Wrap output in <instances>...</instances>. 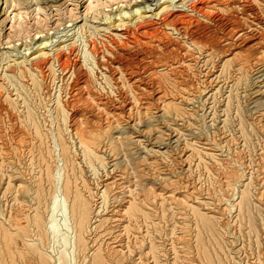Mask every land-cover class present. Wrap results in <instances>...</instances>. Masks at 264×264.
I'll return each mask as SVG.
<instances>
[{
	"label": "bare ground",
	"instance_id": "1",
	"mask_svg": "<svg viewBox=\"0 0 264 264\" xmlns=\"http://www.w3.org/2000/svg\"><path fill=\"white\" fill-rule=\"evenodd\" d=\"M109 1L110 0H88V4L86 7L87 10L92 12V18H94V19L98 18L99 14L104 15L103 18L106 20V22H105L106 25H100L99 23L94 24V23L86 21V18H85L83 20V22L80 23L79 25H77L76 29L73 31V33L76 32V33H78V35L82 36L85 40V45H88V47L84 46V48H83V53H84L83 62L72 61V59L70 58V53L75 52L74 48L71 47L72 45H69L70 42H66L64 44L63 43L64 41H61L62 44L58 45L57 47H55L53 49H49L53 52V55L50 56L49 54H47L48 50L45 51V49H44L47 47L46 43L48 42V40L43 41L44 37H42L40 39L39 43L35 46V49L33 50V52H30V55H31L30 56V62H28L29 64L27 65V68H29V69L31 67L41 68V67L48 65V64L51 65L52 60H56V62L60 66V69L64 70L66 72V75L69 79V83L67 84V87H69V94H67L69 99H66V100H67V105L70 106V112L67 113L68 117H66V118H68L69 120L67 122L68 123L67 127H65L64 129H67L69 131V134L71 135L70 138H72V139L69 141L68 140L69 137L67 139L65 138L69 134L67 136L65 134V137H64V135L61 133V130L56 129V131H58L57 141H56L57 142L56 143L57 144V151H58L57 156H59L60 160H62L63 166H62V168L56 170L55 174L52 173V171L50 170V167L48 165L49 163L46 162V161H48L46 159L47 157H45V154H47V153H45V151H46L45 146L41 142V139H40V141L38 140L39 141L38 143L36 142V145L33 144L34 148L36 150V151L35 150L34 151L38 153L37 156L40 155L42 157V159L44 160V162L47 164L45 166V171H43V172H45V177H44L45 178V184H44V186H42V183L39 182V184H37L33 188L32 192L34 194V198H37V200L42 201V203H43V210L45 209V211H46V217L45 218H47V221L45 222L46 228H47V231H49L53 237H55L58 233V223L55 219V216L57 215V212L61 210L60 209V208H62L61 205H64L65 207L67 206V217L69 220L67 221L66 220L67 218H65V219L63 218V219L65 220L67 226H69L71 229L70 230L71 236L70 237L68 236L70 239V242L68 241L70 243V247H69L70 249L67 250V251H69L67 253H69V255H70L69 259L71 261H67V260L65 261L63 259L62 255H60V254L56 255L57 253L55 254L57 257L53 261H51L50 258H48L47 254L42 253V249L44 248V245L42 247L43 240H41L40 237L38 239H37V237L30 239V237L32 236L31 235L32 232H30L31 233L30 237H26L25 236L26 234L25 235L23 233L19 234L17 232V230L20 232H21V230H23L22 232H24L26 228L32 226V225L26 226L27 223L30 222V220H31V217L29 218L28 214H27V210L29 211V209H26V207L20 206L17 213H16L17 218L14 219V217H16V216H14V217L12 216L13 219L12 218L10 219V217H9L10 215L8 214L9 216H6V215L5 216L9 217L10 221H9V219L7 220V218H6V220L8 222L0 219V264H163L159 260V252H160L159 250L161 247L158 248V245L156 244L155 240H153V238L151 236L152 232H150V230H147V233L145 232L146 236H143L145 234H142V236L139 238V240L133 241L135 243L133 245L130 243H128L129 245L128 244L126 245V243H127V241H126V243H125L126 247L122 246L120 244L112 243L115 241V240L112 241L113 238L111 241L108 240L107 242L106 241L103 242L104 240H101L100 238H98V236H96V234H97L96 230H95L96 227H98L100 225V223H102L106 219V216L102 214L103 213L102 210L107 208V205L110 206L109 205L110 202L113 203L114 201L116 202V200H119L120 205L125 207V210L127 212L126 214L128 215V217L130 219H132L134 221H139V222L145 223V226H147V227L152 226L153 227L152 229H156V227H157L155 222H154V219L156 218L155 214H157L155 212L154 207L157 205V201L159 200V197H160V201H158L159 206L157 205L158 206L157 208L161 209V210L160 209L159 210L162 212H160V211L159 212L161 214H163L164 217H165V215L168 216L169 214H171V212L169 211L170 208L168 207L169 205L166 202L168 200V201L174 203L177 206L176 208L180 209L179 210L180 213H188V211H189V213L192 214L191 216L193 218H195L194 221L197 220L198 223H200V225L205 230L207 229L211 232V235H212V233H215V231H216L217 224L219 223V220L217 219V217L213 214L210 215L204 211L202 212L201 210H199L200 208H197L198 204H203L207 208L208 202L201 203V201H199V199L194 200V198H190L189 196H187L189 192L190 193L193 192V193L197 194V192L195 191L196 187L194 189L193 186H189L190 182L187 180H184V181L169 180L168 178H166V176H163L162 178L160 177V181L162 183V185H160L161 187H159L157 185L158 187L153 186V188H151L150 184L147 185V181L150 178L149 174L146 173V171H144L143 167L140 168L143 164L138 168L139 162H141L143 159V157H142V159L138 158V156H139L138 154H139V152L143 151L146 153V155H150L153 157H155V156L159 157V155H163L165 153V150L160 148L161 147L160 145L162 143H164V141H166V140L177 139V137H178V131H176L177 127L174 128L173 126H174L175 122H177L178 120H179V122H181L180 120H182V118H183L184 111H183V107L181 105L189 103L193 98H195L198 95V93L200 95V93L203 92L204 94L208 95L209 97H214L217 93H220V90L222 89V88L220 89L221 83H223V84L229 83V84H231V86L232 85L236 86L237 87L236 90H238L241 87V89H239V90H243L242 91L243 94H246L244 92L250 89L251 90L250 92H252V94L257 96L256 98L262 99V97L264 95V88H263V84H262L263 80L259 81L257 78L259 76L264 75V0H254V1H256V4L258 3V1L262 2L263 7L260 6V8L258 7V5L255 7V3H254V5H252L251 2H254L252 0H163L160 4H158L157 11H155V12H154V9H151L149 7V3H146V1L144 0V1H142L141 5H140V3H137L138 5L136 7H131V9L123 10L122 7H119L111 15L107 12V10H105V7L109 5V3H108ZM186 2H188V3H186ZM4 3H5V5L3 7V10H5L7 12H9V8L14 7L11 9L12 11H10L6 15V17L3 18L4 20L7 17L10 18L11 24L9 27L12 30H16V31H13L14 34H16L15 32H20L23 29V25L26 22V17H28V15L30 13L32 14L34 12V14H35L34 16H36L39 11H42L44 9L40 4V0H4ZM236 6L239 8H236ZM15 7H17V10L15 9ZM29 7H31L30 11L25 9V8H29ZM147 16H150V18L145 19L144 17H147ZM35 21L38 22V19H36ZM75 26H76V24H75ZM110 27H112L116 31L112 32V33L109 32L107 34V36H105V38H104L106 41L104 39L99 40V42H102L103 45L105 46L104 50L100 52V51H98L99 48L96 47V40L98 38L97 36H101V35H99L101 30L106 31ZM41 31H42V29H38L35 31V33H39ZM169 33H171L170 35L174 34L175 36H179L180 38L183 39L184 42L182 43L180 39H177L178 37H175V39H171L169 37L170 36ZM9 37H11V36L9 35L8 38ZM71 37L73 38V36H71ZM105 42H108L110 45L108 46ZM7 43H9V41H7ZM63 46H68L67 50H68V53L70 52L69 54L67 52L62 51L63 49L61 47H63ZM189 47H192V48L196 49L197 51L202 50V51H207L209 53L215 52V53L219 54L220 52L224 51L226 54H223V56H221V58L224 59L223 60L224 63L222 65L224 66L228 62L233 61L234 65L236 66L235 69L233 70L234 72H232L233 74L230 75L231 74L230 73L228 78H226V77L220 78L221 70L219 69V67L217 65L215 70L211 68L212 70H214V72L210 71L211 73L207 74L205 79L203 78V82H202L203 87H200L199 84L196 85L195 82H193L194 79H192V77H195L196 72H195L194 76H191L192 72H191V74L188 73V70H189L188 67L190 65L188 66L187 63L186 64L183 63L186 59H187V61H189L188 60L189 56H191L190 54H188ZM223 49H225V50H223ZM202 54H203V52H202ZM0 55L3 58H7L8 60L11 59V60L15 61L17 59L16 54H12L13 57L10 58L11 54L7 51H1ZM106 55H107V58L105 60H103L104 56H106ZM212 55H213V53H212ZM214 55L216 57L217 54H214ZM219 55H218V57H219ZM203 56H202V58H203ZM196 58H197V56H196ZM21 62H23V61H21ZM212 63H213V61L211 62V64ZM209 65H210V63H209ZM219 66H220V64H219ZM206 67H208V66H206ZM83 68H84V70H83ZM95 68H96V70H98L100 72V74L102 75L103 78L106 75V73H105L106 69H108L109 72L111 71V73L116 74V75H113L115 77V81L118 77L125 78L124 75H126V78L129 81L128 82L129 84L127 87L129 89L133 88L132 91H134V89H135V92H136V93H134V94H136V97H137L135 99H133L134 98L133 96H135V95L133 94L131 96L129 94V91L127 93V96L129 94L131 97H133L132 99L134 101L137 99L136 100L137 104H136V102H134V103L136 104L135 107L138 105L139 110L138 109L137 110L139 112L138 113L139 117L136 114L137 112L134 115H137L135 117L138 118V120H137L139 123L138 125H137V123H135V121H131V119L129 117L133 113L129 114V116H127L130 120L129 119L128 120L123 119L125 121H123L121 118L119 119L118 115H117L118 117L113 116V115L118 114L119 111L117 112V109L119 110L120 106H122V105L123 106L128 105V110L133 109V106H134L133 102H132L133 100L131 98H128L127 96H125L124 93H123L124 96H122V94H119L120 96L117 97L116 99L113 98L114 96L111 97L112 96L111 94H110L111 96L105 95V94H107L106 92L94 94L92 86L90 85V82H89V73L93 74ZM214 68H215V66H214ZM222 68L223 67H221V69ZM227 69L228 68H226V72H227ZM202 70H204V69H202ZM96 72H95V74H96ZM206 73H208V72L206 71ZM203 75H205V74L203 73ZM227 75L228 74H226V76ZM13 77H15V76H13ZM91 77H92V75H91ZM109 78H110V76H109ZM100 81L104 82L103 80H100ZM117 81H119V78L117 79ZM125 82H127V81H125ZM125 82L124 83H123V81L120 83L118 82L119 85L117 84L118 86H117V89L115 91L119 90V93H122V91H123L122 86H125L124 85ZM219 82H221V83H219ZM229 84H227V85H229ZM102 85H105V84L103 83ZM109 86L111 89L113 88L112 87L113 85L111 86V84H110ZM225 87H227V86H225ZM225 87H224V89L226 91L229 86L227 88H225ZM234 88H233V90H234ZM108 90L109 89H107V92L110 91V90L109 91ZM96 92H97V90H96ZM110 93H111V91H110ZM227 93H228V91H227ZM227 93H226V96H228ZM235 93H236V91H235ZM247 93H248V91H247ZM221 94L223 95V93H221ZM238 94H240V91ZM115 95H116V93H115ZM229 95H231V94L229 93ZM232 95H234V94H232ZM120 97H122V98H120ZM227 98H230V96L225 97L224 99H227ZM114 99H115V101H114ZM235 99H236V97H235ZM138 100H139V102H138ZM150 100L151 101L153 100L155 102L154 103L152 101L155 104V105H153V103H152V106H154V110L150 109V107L153 108L152 106H149V105H151V104H149V103H151V102H149ZM239 101H240V96H239ZM254 101L255 100L253 99V102ZM237 102L238 101L236 100V103ZM241 102L243 103L242 100H241ZM253 102L251 101V103H253ZM227 103L228 102H226V104ZM224 104H225V102H224ZM229 105H230V103H229ZM232 105H230V106H232ZM62 106H63V104H62ZM226 107H228V106L226 105ZM255 107L256 106H254V108ZM262 107H263V104H262ZM100 108L105 109V111L107 110L108 113H111L113 115H111V114L109 115L107 112L104 113V111L101 110ZM126 110H127V107H126ZM228 110L229 109H227V112H228ZM27 111L25 109V112H27ZM135 111H136V109H135ZM198 111H199V109H198ZM224 111H226V108ZM233 111H235V110H233ZM248 111H247V113H248ZM28 112L30 113L31 111H28ZM54 112H56V111H54ZM125 112L130 113V111H125ZM196 113H195V115H196ZM237 114H238V111H237ZM244 114H245V110H244ZM119 115H120V113H119ZM26 116H24V117H26ZM122 116H123V114H122ZM198 116L200 117V113ZM124 117H122V118H124ZM251 117H253V115ZM243 118H245L244 115H243ZM240 119L243 120L242 118H240ZM30 120H33V118L32 119L30 118ZM155 120H160L159 123L162 124V126H161L162 130L157 128V126H155L156 125L155 123H154L155 125H152V126H154V128H152V130H150V129L142 130L140 128H139V131L137 130L138 126L140 124H142V123L148 124L149 122L155 121ZM171 120H173V122ZM251 120H250L251 122H249V123H251V126H252V128H254V131H256V129H257L261 133L264 134V111H261L260 114H258L257 116H254L253 118H251ZM36 121H38V119ZM223 121L225 122L224 119H223ZM243 121H245V120H243ZM22 122H23V120H22ZM27 122H28V120H27ZM186 122H187V120H186ZM200 124H202V120H201ZM27 125H29V124H27ZM34 125H35V123H34ZM192 125H194V124H192ZM249 125H248V127H249ZM136 126H137V129H136ZM144 126H145V124H144ZM144 126H143V128L146 127V126L145 127ZM150 126L151 125H149V127ZM235 127L238 128V126H235ZM241 127L243 128L244 126L241 125ZM17 128H20V127H17ZM51 128H52V126H51ZM54 128H55V125H54ZM132 128L133 129L135 128L138 132L133 134L136 131L135 130L134 132L132 131V133L131 132L129 133V129H132ZM190 128L196 129L197 133H199L202 136L203 146L201 145V149L203 147V150L201 151V149H199L200 147L198 148V144H197V146H195L196 143L194 144V141L185 143L184 147L182 146L183 149L182 148H181L182 150L179 149L180 152L176 156V157H178V159H180V161H179L180 164H183L182 162H184L187 159L189 160V158L194 157V156L199 159V161L198 160L196 161V159H195V161L198 163L200 162L201 158H203L202 156L206 157V159L207 158L213 159L212 161H214L216 158V150H217V154L222 156L221 158L225 161V164H226V168L223 171V176H222L221 170L217 169L221 173L220 176H222V179H220V181L217 179L219 181V184H217V186L222 191V195L227 196L229 198L233 195L231 193H233L234 190H236L237 192L241 191L239 189L240 185H247L248 183H251L250 182L251 178L249 177L250 175L249 176L246 175L247 172L243 171L245 168L244 167L245 165H243L241 163L242 159L240 158V156L244 157V156H242L243 155L242 153H244V151H242V153H241L242 155L240 154V156L238 155L236 150L235 151L237 154L236 155L234 154L233 157H232L233 154L230 153V154H232L230 156V157H232V159H231V158H229V155H227L225 153L226 151H228L227 150L228 148L226 149L225 152L222 149L223 148L222 146H224V145L231 147L232 142L234 140L232 141V139L230 137H232L233 135L230 134L231 136L229 138L221 135V137H219L218 139L213 140L214 138H216L215 136L213 138L211 135V138H213V139H211V138L203 135V130L201 129V125L196 124V127L194 126V128H193V126H190ZM202 128H204V127H202ZM242 128H241V131H242ZM14 129L13 130L11 129V130L15 131ZM33 129H36V127ZM64 129H62V130H64ZM163 129H165V131ZM243 129H245V128H243ZM249 129L251 131L250 127H249ZM24 130H26V129H24ZM27 130H28V128H27ZM238 130H240V129H238ZM254 131H253V133H254ZM28 132H29V130H28ZM36 132H37V129H36ZM63 132H65V131H63ZM179 132H180V130H179ZM239 132L240 131H238V133ZM31 133H32V135H34L33 132H31ZM50 133H51V130H50ZM245 133H246V136L249 137V135L247 134L248 132L245 131ZM190 134H192V133H190ZM255 134L256 133H254V135ZM19 135H20V132H19ZM28 135H30V133ZM35 135H37V134L35 133ZM35 135H34V138H35ZM38 135H37V137H41V135H39V136ZM54 135H56V133ZM218 135L220 136L219 133H218ZM218 135H216V136L218 137ZM26 136L22 137L24 139V142H22V143H25V147H28V146H26V143H27L26 140L28 139V137H27V139H25ZM237 136H239V135L237 134ZM261 136H264V135H261ZM19 137L21 138V136H19ZM19 137H17V138H19ZM143 137H145V138L149 137L151 144H148V145L144 144L145 142L142 139ZM179 137H181V136H179ZM242 137H243V134H242ZM242 137H241V139H242ZM195 138H197V137H195ZM232 138L234 139V137H232ZM35 139H37V138H35ZM236 139H237V137H236ZM236 139L234 141L235 143H236ZM2 140H4V139H2ZM10 140H12V139L10 138ZM202 140H200V141H202ZM14 141H16V140L14 139ZM19 141L21 143V140H19ZM184 141H186V140H184ZM218 141L219 142L224 141V144L221 142L222 145L220 144L221 145V147H220V146H218ZM239 141L240 140H238L237 142H239ZM249 141H250V139H249ZM33 142H34V140H33ZM175 142H176V140H175ZM181 142H182V140H181ZM16 143H17V141H16ZM44 143H46V142L44 141ZM241 143H242V141H241ZM241 143H239V145H241ZM4 144H6V143H4ZM9 144H12V143H9ZM12 145H14V144H12ZM166 145H168V144H166ZM30 146H32V144ZM164 146H165V144H164ZM246 146H247V144H246ZM14 147H16V146L14 145ZM17 147L15 148L16 151L18 149ZM53 147L55 148L54 145H53ZM8 148H10V147H8ZM237 148L238 147H235V149H237ZM242 148H244V147H242ZM246 148L247 147H245L244 149H246ZM233 149H234V147L232 148V150ZM239 150H238V152H239ZM250 150H251V148H250ZM13 151H15V150H13ZM23 151H24V149H23ZM25 151H26V149H25ZM246 151H247V149H246ZM35 152H31V153L34 154ZM232 152H234V150ZM21 153H22V151H21ZM175 153H176V151H175ZM4 154L5 153H3V155ZM228 154H229V152H228ZM259 155H260L259 156L260 162L258 161L257 164L259 163L260 167L262 169L261 171L259 170L260 173H262L261 176L259 177V180L262 182L263 187H264V148H263V150H261V153ZM13 156H15V155L13 154ZM33 156H31V157H33ZM141 156H143V155L141 154ZM16 157H15V159H16ZM41 157H39V158H41ZM121 157L126 158V163H128L127 161H130L128 164H131V166L133 168H135V169H133L135 171V175H134V172L133 173L130 172V173H132L130 175V177L132 175H134V177L133 176L132 177L135 179V181H134V179L131 178L134 181L133 183H135L134 184L135 187H133L134 190H130L128 188L130 190V192H129L130 194H129V196L127 195L128 197L125 200L124 199L125 196L124 197L121 196L122 191H124V190H122L124 188L122 186V184L116 183L114 180H109V177L105 176V178L103 177L104 179L101 178L102 179L101 182L95 181V182H97V183H95L97 188H96V190H94L95 191L94 192L93 188H95V187H93L94 184L91 181V177L93 178V176L90 177L89 174L94 175V177H95V174H98L99 170H105L107 167L110 166V168L108 170L106 169L107 171H109L112 168L111 166H114L115 164L119 163ZM26 158H28V157H26ZM136 158H137V160H135ZM218 158H220V156ZM222 159H219V160L222 161ZM10 160H12V159H10ZM13 160H14V158H13ZM30 160L32 161V159H30ZM57 160H59V159H57ZM17 161H19V160H17ZM28 161H29V159L26 161L25 165L28 164ZM224 161H223V163H224ZM1 162H3V161H1ZM35 162H38V161L35 160ZM13 163L15 164V162H13ZM121 163L124 165L122 160H121ZM212 163H214V162H212ZM239 163H241L243 166ZM243 163H244V161H243ZM29 164L33 165V163L31 164V162ZM215 164H214V166L219 168L218 166H220V165L218 164V166H217V164L216 165ZM11 165L13 166L12 163H11ZM211 165H213V164H211ZM14 166H16V164ZM22 166H19V167H22ZM241 166L243 168H241ZM3 167H4V165H3ZM216 167H214V168L216 169ZM221 167H223V164ZM6 168H4V171ZM120 168H122L121 171L124 169L122 166H120ZM10 169H11V167H10ZM117 170H119V168ZM174 170H176V169H174ZM128 171L126 173H128ZM10 172H11V170H10ZM37 172H40V171L37 170ZM0 173H2V172H0ZM118 173H119V171H118ZM122 173H124V171ZM220 173H218V174H220ZM4 174H6V173H4ZM11 174L13 175V173H11ZM106 174H107V172H106ZM129 174H127L128 177H129ZM145 174H148L149 177H147V175H145ZM248 174H250V172ZM256 174H259V173L256 172ZM99 175H100V173H99ZM109 175H110V172H109ZM123 175H126V174H123ZM123 175L121 174V176L124 178L125 176H123ZM1 176H3V174ZM12 177L13 176H11V178ZM40 177H42V176L40 175ZM152 177L153 176H151V178ZM9 178H10V175H9ZM32 178H34V177H32ZM99 178H100V176H99ZM155 178L157 179V176ZM257 178H258V176H257ZM36 179H37V177H36ZM97 179H98V177H97ZM115 179H116V177H115ZM152 179H154V178H152ZM253 179H256V176ZM17 180H20V179L17 178ZM25 180H27V179H25ZM119 180L121 182L123 179H119ZM119 180H117V181H119ZM132 180H131V182H132ZM217 180H216V182H217ZM11 181H14V180H11ZM29 181H31V180H29ZM8 182H6V183H8ZM34 183H35V181H34ZM15 184H16V182H15ZM252 184H253V182H252ZM4 185H7V184H4ZM128 185H129V183H128ZM18 187H19L18 189H19L20 194L16 198H19V197L24 198V197L28 196L30 194V190L32 189V187H30V184L26 183L24 181H20V183L18 184ZM261 187H262V185H261ZM180 188H182V189H180ZM16 189H14V190H16ZM158 189H159V192H156ZM213 189H214V187H213ZM247 190H248V186H247ZM254 190H256V189H254ZM236 191H234V193ZM180 192L182 193V197H180ZM249 192H254V191L252 190ZM125 193L128 194L127 192H125ZM189 195H191V194H189ZM242 195H244L243 190L241 191V196ZM255 196H256V194H255ZM257 197H258V200L260 202L264 203V189L262 191H260L259 193H257ZM253 198H254V196H253ZM59 200L61 202H59ZM14 201H16V200L14 199ZM18 201L19 200H17V202ZM31 201H32V199H31ZM47 201H49L48 206H46V204H45V202H47ZM251 202H253L255 204L258 201H256V202L251 201ZM58 203H60L61 205H58ZM194 203H196V204H194ZM39 205L40 204H38V206ZM117 205H115V206H117ZM259 205H261V204H258V206ZM57 206H59V208ZM17 208H18V206H17ZM34 208H36V207H34ZM237 208H239V206ZM237 208H236V210H237ZM32 209H33V206H32ZM260 209L261 208H259V210ZM262 209H263V204H262ZM34 210H36V209H34ZM38 210L39 209H37V211ZM255 211H256V209H255ZM245 212H246V209H245ZM36 213H34V216L32 219L34 221L33 224L35 225V227L33 225L34 228L38 227V226L36 227L37 222H38L37 224L39 226H40V223L42 226V222H40L42 217L41 218L39 217L42 212L41 213L36 212ZM38 213H39V216H38ZM1 215H3V214H1ZM11 215H12V213H11ZM29 215H30V213H29ZM256 215H257V213H256ZM259 215L261 217V214H259ZM43 217H44V215H43ZM188 217H190V216H188ZM235 217H237V216H235ZM260 217H259V219H260ZM60 218H61V216H60ZM263 218H264V216H263ZM240 219H242V217ZM185 220H186V218H185ZM188 220H190V219H188ZM237 220H238V217H237ZM42 221H43V219H42ZM188 222H190V221H188ZM260 222L262 223L263 221H260ZM195 224H196V222H195ZM257 224L259 225V223H257ZM131 225H130V227H131ZM240 225H241V223H240ZM11 226H13V227H11ZM259 226H261V224ZM110 227H112V226H110ZM137 227H139V225ZM257 227L258 226L256 225L255 230ZM203 228L200 229V230H203L201 233L202 236H203V232H204ZM28 229L30 230V228H28ZM28 229H26V230H28ZM40 229H42V228H40ZM63 229H65V228H62V230ZM195 229H196V227L194 228V230ZM245 229H244V231L247 230V229L246 230ZM29 230H28V234H29ZM67 232H69V231H67ZM138 232H139V230H138ZM43 233H45V232H43ZM257 233H258V230H257ZM207 235L208 234H206V236ZM256 235L257 234H255V236ZM33 236H35V235L33 234ZM138 236H139V234H138ZM206 236H205V239H206ZM214 236L216 237V234ZM253 236H254V234H253ZM257 236H256V240L258 239ZM207 237H209V235ZM134 238H136V237H134ZM203 238L204 237H202V239ZM209 238L212 239L211 236ZM36 239L38 240V242ZM30 240H32V241L34 240L37 243L31 244L32 242ZM45 240H46V238H45ZM200 240L201 239L199 237L198 241H200ZM50 241H52V239ZM146 241H147V243H146L147 245L145 246V245H143V243ZM212 241H214V240H212ZM44 242H46V241H44ZM130 242H132V241H130ZM203 242H205V241H203ZM203 242L201 243L202 245L204 244ZM219 243L216 242V244H219ZM253 243H255V242H253ZM214 244H215V242H214ZM216 244H215V246H218ZM47 245H46V247H47ZM197 246H199V245H196L195 247H197ZM209 246L211 247V244H209ZM212 246H214V245H212ZM48 247H49V245H48ZM60 247H62V246H60ZM146 247H147V250L145 249ZM52 248H53V246H52ZM201 248H204V246ZM206 249H208V248L206 247ZM211 250L213 252L212 248H211ZM203 251H204V249H203ZM207 251H209V250H207ZM219 251L222 253V250L220 248H219ZM214 253H215V251H214ZM211 255H209V253H208V256H211ZM216 256H217V253H216ZM53 257H55V256H53ZM218 257H216V258H218ZM223 257H224V254H223ZM149 258H151V260H149ZM229 258H231V257H229ZM214 259H215V255H214ZM207 260H208V257H207ZM210 260H208V261H210ZM215 261H216V259H215ZM210 262H206V264H208Z\"/></svg>",
	"mask_w": 264,
	"mask_h": 264
},
{
	"label": "rangeland",
	"instance_id": "2",
	"mask_svg": "<svg viewBox=\"0 0 264 264\" xmlns=\"http://www.w3.org/2000/svg\"><path fill=\"white\" fill-rule=\"evenodd\" d=\"M142 1H144V0H110L108 2L109 5L105 7V10H107V12L111 15L119 7H122L123 10L131 9V7H136L138 5L137 3H140V5H141ZM145 1H146V3H149V7L151 9H154V12H155V11H157L158 4H160L163 0H145ZM252 1H254V0H252ZM188 2H186V3H188ZM254 3H255V7L257 5H258L259 8H260V6H262V2L258 1L257 4H256V1L251 2L252 5H254ZM40 4H41V6L44 9L42 11H39L36 16H34L35 15L34 12L32 14L30 13L28 15V17H26V22L23 25V29L20 32H15L16 34H14L13 31H16V30H12L9 27L10 24H11L10 18L7 17L5 20L3 19L4 17H6V15L10 11H12L11 9L14 8V7L9 8V12H7V11L3 10V7L5 5L4 0H0V52L1 51L9 52L11 54L10 58L13 57L12 54H16V56H17V59L15 61H13L11 59L8 60L7 58H3L0 55V172H2V173H0V215L3 214V215H1L3 218L0 216V219H2L4 221H7L9 219V217L11 219L12 216L13 217L16 216V217H14V219H15V218H17V214L16 213H17L19 207L20 206L26 207V209H29V211L27 210L28 217L29 218L31 217L30 222H28L26 226H30V225H32V226L28 227V228H30V230L28 228H26V229L29 230V234H28V230H26V229H25L24 232H22L23 230H21V232L17 230V232L19 234H21V233H23L24 235L26 234L25 235L26 237H30V234H31L30 232H32L31 235L33 236V234H34L35 236H33V237L31 236L30 239L31 238H35V237H37V239H38L40 237L41 240H43L42 247L44 245V248H43L44 250L42 249V253L43 254H47L48 258H50L51 261H53L57 257L56 255H58V254L62 255V257H63V259L65 261L66 260L67 261H71L69 259L70 255H69V253H67V252H69L67 250L70 249L69 248L70 247V243H69L70 239H69V237L71 236L70 235L71 234V231H70L71 229H70L69 226H67V224H66V222L64 220L65 218H67L66 219L67 221L69 220L68 217H67V206L65 207L64 205H61L60 203H58V205H61L62 208H60L61 210L58 211L57 215L55 216V219H56V221L58 223V233H57V235L55 237H53L50 234V232L47 231V228H46L45 222L47 221V218H45L46 217V211H45V209L43 210V203H42V201L37 200V198H34V194L32 192L33 188L37 184H39V182H41L42 186H44V184H45V178H44L45 177V172H43V171H45V166H46L47 163H49L48 165L50 167V170L54 174H55L56 170L62 168V166H63L62 160H60V157L57 156L58 155V151H57V144H56L57 142L56 141H57V133H58V131H56V129L57 130H61V133L64 135V137H65V134H66V136L69 134V131L67 129H64L65 127H67V124H68L67 122L69 120L68 118H66V117H68L67 113L70 112V106L67 105V100H66V99H69L68 96H67V94H69V87H67V84L69 83V79H68V77L66 75V72L64 70L60 69V66L58 65L56 60H52V64L51 65L48 64V65H45V66H43L41 68L31 67L29 69V68H27V65L29 64L28 62H30V56H31L30 52H33V50L35 49V46L39 43V41H40V39L42 37H44L43 41L44 40H46V41L48 40V42L46 43L47 47L44 48V49H45V51L48 50L47 54H49L50 56L53 55V52L51 50H49V49H53V48L57 47L58 45L62 44L61 41H64L63 42L64 44L66 42H70L69 45H72L71 47H73L74 51H75V52H72V53L69 52L70 53V58L72 59V61H77V62L81 61V62H83V59H84L83 58L84 57L83 48H84V46L88 47V45H85V40H84V38L82 36L78 35V33H76V32L73 33V31L76 29L77 25H79L80 23L83 22V20L85 18H86V21H88V22H91V23H94V24L99 23L100 25H106L105 24L106 20L103 18L104 15H101V14L98 15V18H95V19L92 18V12L86 9L87 4H88V0H40ZM236 8H239V7L236 6ZM15 9L17 10V7H15ZM25 9L30 11L31 7L25 8ZM144 18L145 19H149L150 16H147V17H144ZM36 19H38V22L35 21ZM75 24H76V26H75ZM38 29H42V31L39 32V33H35V31L38 30ZM115 31L116 30L113 29L112 27H110L106 31H104V30L100 31L99 35H101V36H97L98 38L96 40V47L99 48L98 51H100V52L103 51L104 47H105L102 42H99V40L104 39L105 36H107V34L109 32L112 33V32H115ZM170 34L171 33H169V35ZM9 35L11 37L8 38ZM71 36H73V38ZM169 37L171 39H175V37H178L177 39H180L182 43L184 42L182 38H180L179 36H175L174 34L170 35ZM7 41H9V43H7ZM105 43L108 46L110 45L108 42H105ZM68 46L61 47L63 49V50L62 49L61 50L68 53V50H67ZM195 50L196 49H194L192 47H189L188 54H190L191 56H189V59H188L189 61H187V59H186L183 63H185V64L187 63L188 66L190 65L188 67V69L190 70V71L188 70V73L191 74V72H192L193 75L191 74V76H194V74L196 72L195 77H192V79H194L193 82H195L196 85L199 84L200 87H203V83H202L203 82V78L205 79L207 74H209L211 72H214V70L216 69L217 65H218L219 69L221 70L220 78H225V77L228 78L230 73H231L230 75L233 74L232 72H234L233 70L236 67L234 65L233 61L228 62L224 66L222 65L224 63L223 62L224 59H222L221 56H223V54H226L224 51L220 52L219 53L220 55L218 53L212 52L213 55L217 54L216 57H215V55L213 56L212 53H209L207 51H202V50L201 51H197V50L195 51ZM223 50H225V49H223ZM202 52H203V54H202ZM218 55H219V57H218ZM196 56H197V58H196ZM202 56H203V58H202ZM106 58H107V55L104 56L103 60H105ZM21 61H23V62H21ZM212 61H213V63H212L213 65L211 64ZM209 63H210V65H209ZM218 63L220 64V66H219ZM206 66H208L209 68L206 67ZM214 66H215V68H214ZM221 67H223V68L221 69ZM211 68L214 69V70H212ZM226 68H228L227 72H226ZM202 69H204V70H202ZM83 70H84V68H83ZM95 70H96V68L94 69V73L93 74L89 73V82H90V85L92 86L94 94H99V93H105L106 92L107 94H105V95H110L111 94L112 96L111 95L110 96L111 97L114 96L113 98L116 99L117 97L120 96L119 94H122V96H124V95L127 96L128 91H129V94L131 96L134 93H136L135 89H134V91H132L133 88L129 89L127 87L128 84H129L128 83L129 81L126 78V75H124L125 78L118 77L119 81H117V79H118L117 78L116 79L117 82H116L115 81V77L113 76V75H116V74L111 73V71L109 72L108 69L105 70L106 75L105 76L103 75L104 78L102 77V75L100 74V72L98 70H96L97 72ZM205 70L208 73H206ZM95 72H96V74H95ZM203 73L205 75H203ZM226 74H228V75L226 76ZM91 75H92V77H91ZM13 76H15V77H13ZM109 76H110V78H109ZM257 79L259 81L263 80L262 84H263V88H264V75L263 76H259ZM100 80H103L104 82H102ZM122 81H123V83L125 81H127L124 84L126 87L122 86V89H123L124 92L122 91V93H119V90H117V91H115V90L117 89V86L119 85V83L122 82ZM221 82H219V83H221ZM101 83L102 84L104 83L105 85H102ZM110 84H111V86L113 85L112 89L109 86ZM227 84H229V83H224V84L221 83L220 84L221 85L220 89L221 88L222 89L220 90V93H217L214 97H209L208 95H206V94H204L202 92V93H200V95L198 93V95L195 97L196 99L193 98L190 101L191 103L189 102L187 104L181 105L183 107V111H184V113H183V118L184 119L182 118V120H180L181 122H179V120H178L177 122L174 123V126H173L174 128L177 127V129H178V130L176 129V131H178V137H177V139H171L173 142L171 140H166V141H164V143H162L160 145L161 146L160 148L165 150V153L163 155H159V157L158 156L153 157V156H150V155H146V153L143 152V151L139 152V154L137 153L139 155L138 158L142 159V157H143L142 161L140 160L141 162L138 161L139 162L138 168L143 164L140 168L143 167L144 171H146V173L149 174V176H150L149 180L150 181L149 180L147 181V185L150 184L151 188H153V186L156 187L157 185L159 187H161L160 185H162V183L160 181V177L162 178L163 176H166V178H168L169 180H176V181H178V180H181V181L187 180V181L190 182L189 186H193L194 189L196 187L195 191L197 192V194L193 193V192L190 193L189 192L190 190H189L188 191L189 193H188L187 196H189L190 198H194V200H198L199 199V201H201V203L208 202L207 208L203 204H198L197 208H200L199 210H201L202 212L204 211V212H206V213H208L210 215L213 214V215H215L217 217V219L219 220V223L217 224L215 233H212V235H211V232L209 230H207V229L205 230L200 225V223H198L197 220L194 221L195 218H193L191 216L192 214L189 213V211H188V213H180L179 212L180 209L176 208L177 206L174 203H172V202H170L168 200L166 202L169 205L168 207L170 208L169 211L171 212V214H169L168 216L165 215V217H164L163 214L160 213V212H162V211H160L161 209L157 208L159 206L158 201H160V197H159V200L157 201V205L158 206L156 205L154 207L155 212L157 213V214H155L156 218L154 217L155 218L154 222H155V224L157 226L156 229H152L153 228L152 226H149V227L145 226V223H142V222H139V221H134V220L130 219L128 217V215L126 214L127 212L125 210V207L120 205V203H119L120 201L119 200H116V202L115 201L113 202L114 204L110 202L111 203V204L109 203L110 206L107 205V208L102 210L103 213L101 212L103 215L106 216V219H105V221L102 222L103 224L100 223V225H99L100 227L98 226L95 229L96 233L98 234V235L96 234V236H98V238H100L101 240H104L103 242H105V241L107 242L108 240L111 241L112 238H113L112 241H114V240L115 241L112 242V243L120 244L122 246H125L126 241H127L126 245L128 243L133 245V244H135L133 241L139 240V238L142 236V234H145V232L147 233V230H150V232H152L151 236H152L153 240H155L156 244L158 245V248L161 247L160 250H159L160 251L159 252V260L163 264H206V262H210V261L211 262L208 263V264H215V263L216 264H218V263L219 264H221V263L222 264H226V263L227 264H230V263L231 264H264V223H263L264 222V220H263L264 219L263 218V216H264V203L260 202L258 200V197H257V193H259L260 191H262L264 189L262 182L259 180V177L262 174V173H260V171L262 169L260 167V164L259 163H258L259 165L257 164L258 161L260 162V157H259L260 155L259 154L261 153V150H263V148H264V145H263L264 144V136H261V135H264V134L261 133L257 129H256V131H254V128H252V126H251V123H249V122L252 121L251 118H253L254 116H257L258 114H260L261 111H264V101H263L264 100V95H263L262 99L261 98L258 99V98H256L257 97L256 95H254V94H252V92H250L251 91L250 89L247 90L248 93H247V91H245L244 93H246V94H243V92H242L243 90H239V89H241V87L238 90H236L237 89L236 86H234V85L231 86V84H229V85H227ZM224 85L227 86V87L229 86L226 91L224 89V87H225ZM227 87H225V88H227ZM233 88H234V90H233ZM95 89L97 90L98 93L96 92ZM107 89H109L111 91V93H110L109 90H108L109 92H107ZM227 91H228V93H227ZM235 91H236V93H235ZM239 91H240V94H238ZM115 93H116V95H115ZM123 93H124V95H123ZM221 93H223V95L225 97H229L230 96V98L224 99L225 97ZM226 93H227L228 96H226ZM229 93L231 95H229ZM129 94L127 96L128 98H131V99L133 97H134L133 99L137 98L136 94H134L135 96H133V97H131ZM232 94H234V95H232ZM239 96H240V101H239ZM235 97H236V99H235ZM120 98H122V97H120ZM115 99H114V101H115ZM253 99L255 100L254 101L255 103L253 102ZM136 100L132 101L133 105H134L133 109L128 110V105L127 106H123L122 105V106H120L119 110L117 109V112L118 111L119 112L116 115L108 113L107 110L105 111V109H101V108L100 109L103 110L104 113L107 112L109 115L111 114L114 117L115 116L116 117L119 116V119L121 118L122 120L123 119L128 120L129 118L127 116H129V114L133 113L129 117H130L131 121H135V123H137V125H138L139 124L138 121H137L138 118L135 117L139 113L138 112V110H139L138 109V105L136 106L137 108L135 107V105L137 104ZM236 100L238 101L237 103H236ZM241 100L243 101V103L241 102ZM152 101L151 100L149 101V102H151V103H149V104H151L149 106H152V103L154 102V101L153 102ZM251 101L253 103H251ZM134 102H136V104ZM138 102H139V100H138ZM224 102H225V104H224ZM226 102H228V103L226 104ZM154 103H153V105H155ZM229 103H230V105H232V104L233 105L230 106ZM62 104H63V106H62ZM262 104H263V107H262ZM226 105L228 107H226ZM254 106H256V107L254 108ZM126 107H127V110H126ZM152 107L153 108L150 107V109L154 110V106H152ZM66 108L67 109L69 108V109L67 110ZM225 108H226V111H224ZM25 109H26V111L28 110V111H31V112L29 113L27 111L28 112L27 113V112H25ZM135 109H136V111H135ZM198 109H199V111H198ZM227 109H229L228 112H227ZM233 110H235V111H233ZM236 110L238 111V114H237ZM244 110H245V114H244ZM54 111H56L57 113L54 112ZM125 111H130V113L129 112H125ZM247 111H248V113H247ZM119 113H120L121 116L119 115ZM135 113L137 115H134ZM195 113H196V115H195ZM199 113H200V117L198 116ZM122 114H123V116H122ZM243 115H244L245 118H243ZM252 115H253V117H251ZM24 116H26V117H24ZM122 117H124V118H122ZM138 117H139V115H138ZM30 118L31 119L33 118V120H30ZM240 118H242L245 121L241 120ZM37 119H38V121H36ZM223 119L225 120L226 123L223 121ZM22 120H23V122H22ZM27 120H28L29 123L27 122ZM186 120H187V122H186ZM201 120H202V124H200ZM123 121H125V120H123ZM159 121L160 120L151 121L152 123L149 122L148 124L142 123V124H140L138 126V129H137V126H136V129L138 131H139V128L142 129V130H148V129L152 130V128H154V126H152V125L156 124L155 126H157V128L162 130V127H161L162 124H160ZM171 121L173 122V120H171ZM34 123H35V125H34ZM27 124H29V125H27ZM53 124L55 125V128H54ZM144 124H145L146 127L144 126ZM192 124H194V125H192ZM196 124L201 125V129L203 130V135H205V136H207L209 138H211V135H212L213 138L215 136L216 138H214V139L211 138L213 140L218 139L219 137H221V135H223L224 137L226 136L228 138L231 135H233L232 137H234V139L232 137H230L232 139V141L233 140L235 141V139L237 137L236 143L233 141L236 145L233 142H232V145H231L232 148L234 147L233 150H234L235 153L232 152L233 150H232L231 147H228L226 145L222 146L223 147L222 149L225 152L226 149L228 148L227 149L228 151H226L225 153L227 155H229V158H231V159L234 156V154L236 155L238 153V155L240 156L242 151H244V153H242L243 155L241 154L244 157L240 156V158L242 159L241 163L243 165H245L244 166L245 167L244 170L243 169L242 170L246 171L247 172L246 175H248V176L250 175L249 177L251 178L250 179L251 183H248L249 185L248 184L247 185H240V187H239V189L241 191L243 190L244 195L241 196V191L237 192L236 190H234V191H236L235 193H234V191H233V193H231L236 198L233 195L231 197H229V198L227 196L222 195V191L219 189L217 184H219L220 179H222L223 171L226 168V164H225V161L221 158L222 156L217 154V150H216V158H215L214 161H212L213 159H210V158L206 159V157L202 156L203 157V158H201L202 161L200 160V162L198 163L196 161L197 160L199 161V159L194 156V157L189 158V160L187 159L184 162H182L183 164L179 163L180 159H178V157H176V156L179 154L180 150L183 149L182 146L184 147L185 143L194 141V144L196 143L195 146H197V144H198V148L200 147L199 149H201V145L203 146V144H202V142H203L202 136L199 133H197L196 129H191L190 128V126H193V128H194V126L196 127ZM149 125H151V126L149 127ZM241 125L244 126L243 128H245V129H243L241 127ZM248 125L251 128V131H250ZM51 126H52V128H51ZM143 126L145 128H143ZM235 126H238V128L235 127ZM17 127H20V128H17ZM35 127H36L38 133L36 132V129H33ZM202 127H204V128H202ZM27 128H28L29 132H28ZM241 128H242V131H241ZM11 129L12 130L14 129L15 131H12ZM24 129H26V130H24ZM62 129H64V130H62ZM132 129H129V133L130 132L132 133V131L134 132L136 130L135 128L133 130ZM238 129H240V130H238ZM50 130H51V133H50ZM137 130L133 134L138 132ZM163 130L165 131V129H163ZM179 130H180V132H179ZM18 131L20 132V135H19ZM63 131H65V132H63ZM238 131H240V132L238 133ZM245 131L248 132L247 134L249 135V137L246 136ZM253 131H254V133H256L255 134L256 136L254 135ZM31 132H33L34 135H35V133L37 135L40 133L39 135H41V137H37V135H35V138H37V139H35L34 135H32ZM29 133H30V135H28ZM55 133H56V135H54ZM190 133H192V134H190ZM218 133L220 134V136L218 135ZM237 134L239 136H237ZM242 134H243V137H242ZM24 135L26 136L25 139H27V137H28V139H27L28 141L26 140V142H27L26 146H28V147H25V143H22V142H24V139L22 138V137H25ZM69 135L67 137H65V138L66 139L68 137L70 138L71 135L70 136ZM216 135H218V137ZM19 136H21V138ZM179 136H181V137H179ZM240 136L242 137V139H241ZM17 137H19V138H17ZM195 137H197V138H195ZM10 138L13 141L10 140ZM69 138H68V140L70 141L72 138H70V139ZM144 138L145 137L142 138L144 140V142H145L144 144H147V145L151 144L149 137L145 138V139ZM2 139H4V140H2ZM14 139L17 141V143H16V141H14ZM40 139H41V142L43 143V145L45 146V150H46L45 153H47V154H45V157H47L46 159L49 161V162L46 161L47 163L44 162V160L42 159V157L40 155L37 156L38 153L35 152L36 150L34 148V145H36V142L38 143L40 141ZM199 139L202 140V141H200ZM249 139H250V141H249ZM19 140H21V143H20ZM33 140H34L35 143L33 142ZM175 140H176V142L178 141L177 142L178 144L175 142ZM181 140H182V142H181ZM184 140H186V141H184ZM238 140H240V141L237 142ZM44 141L46 143H44ZM241 141H242V143H241ZM221 142L222 141H220V142L218 141V146H220V147L222 145ZM4 143H6L7 145L4 144ZM9 143L14 144L16 147L20 144L17 147L18 148L17 151L15 149L16 147H14V145L9 144ZM222 143L224 144V141ZM239 143H241V145H239ZM29 144L30 145L32 144V146H30ZM52 144L55 146V148L53 147ZM164 144H165L166 147L164 146ZM166 144H168V145H166ZM246 144H247V146H246ZM20 146L24 149V151H23V149ZM241 146L244 147V148L247 147L246 148L247 151H246V149L242 148ZM8 147H10V148H8ZM235 147H238L241 151L238 148L235 149ZM250 148H251V150H250ZM25 149H26V151H25ZM13 150H15V151H13ZM202 150H203V147H202L201 151ZM235 150L237 151V153H236ZM238 150H239L240 153L238 152ZM21 151H22V153H21ZM175 151H176V153H175ZM31 152H35V153L33 154ZM228 152H229V154H228ZM3 153H5V154L3 155ZM230 153H232L233 155L230 154ZM13 154L15 156H13ZM141 154L143 156H141ZM231 155H232V157H230ZM31 156H33V157H31ZM217 156L218 157L220 156V158H218ZM15 157H16V159H15ZM26 157H28V158H26ZM39 157H41V158H39ZM13 158H14V160H13ZM10 159H12V160H10ZM28 159H29L28 164L25 165L26 161ZM30 159H32V161ZM34 159L37 160L38 162L40 161L41 163L39 162L40 163L39 164L38 162H35ZM57 159H59L60 161L57 160ZM195 159H196V161H195ZM219 159H222V161L219 160ZM17 160H19V161H17ZM121 160H122V162L124 163L125 166L127 165L126 166L127 168L121 163ZM135 160H137V158ZM1 161H3V162H1ZM223 161H224V163H223ZM243 161H244V163H243ZM10 162L13 164V166L11 165ZM13 162H15L16 166H14L15 164ZM30 162H31V164L33 163V165H30L29 164ZM127 162L129 163L130 161H127ZM212 162H214V163H212ZM128 163H126V158L121 157L119 163L115 164L114 166H111L112 168L109 171H107V170L110 168V166L106 168L107 170L106 169L105 170H99L98 174H95V177H94V175H90L89 174L90 177L93 176L94 179L96 178L94 180L91 177V181L94 184L93 187H95V188H93V191L96 190V188H97L95 183L101 182V180L104 179L105 176H108L109 180H114L116 183L122 184V186L124 187L122 190H124V191H122L121 196L122 197L125 196L124 199L126 200V198L130 194L129 193L130 190H134L133 187H135V185H134L135 183H133L135 181V179L133 178L134 175H135V171L133 169H135V168H133L131 166V164H128ZM215 163L217 164V166H218V164L220 165V166H218L219 168L214 166ZM241 163H239V164H241ZM211 164H213V165H211ZM222 164H223V167H221ZM3 165H4V167H3ZM19 166H22V167H19ZM120 166H122L125 170L123 169L121 171L122 168H120ZM242 166H241V168H243ZM10 167H11V169H10ZM212 167L213 168L216 167V169L214 168L215 169L214 170ZM4 168H6L5 171H4ZM118 168H119V170H117ZM174 169H176V170H174ZM217 169L221 170L222 176H220L221 173ZM10 170H11V172H10ZM37 170L40 171V172H37ZM118 171H119V173H118ZM123 171H124V173H122ZM127 171H128V173H126ZM248 171L250 172V174H248L249 173ZM106 172H107V174H106ZM109 172H110V175H109ZM130 172H132V173L134 172V175H132L133 177L132 176L130 177V175L132 174ZM256 172L259 173V174H256ZM4 173H6V174H4ZM11 173H13V175ZM99 173H100V175H99ZM218 173H220V174H218ZM2 174H3V176H1ZM121 174L122 175L123 174H126V175L129 174V177H128V175L127 176L123 175V176H125L124 177L125 179H124L121 176ZM148 174H145V175H147V177H149ZM9 175H10V178H9ZM40 175L42 177H40ZM11 176H13V177L11 178ZM99 176H100V178H99ZM151 176H153L152 178H154V179H152ZM156 176H157V179L155 178ZM255 176H256L257 180L253 179V178H255ZM257 176H258V178H257ZM32 177H34V178H32ZM36 177H37V179H36ZM97 177H98V179H97ZM115 177H116V179H115ZM17 178L20 179V180H17ZM131 178L134 179V181ZM25 179H27V180L29 179L31 181H29V180L27 181ZM119 179H123V180L120 182ZM11 180H14V181H11ZM117 180H119V181H117ZM131 180H132V182H131ZM216 180H217V182H216ZM5 181L6 182L9 181V182L6 183ZM20 181H24L26 183H29L30 187H32V189L30 190V194L28 195L29 197L26 196L24 198H20V197L16 198L20 194L19 189H18L19 188L18 184L20 183ZM34 181H35V183H34ZM95 181H97V182H95ZM15 182H16L17 185L15 184ZM252 182H253L254 185L252 184ZM128 183H129V185H128ZM4 184H7V185H4ZM261 185H262V187H261ZM247 186H248V190L249 191L253 190L254 192L255 191L256 192L255 193L254 192H249L247 190ZM213 187H214V189H213ZM14 189H16V190H14ZM180 189H182V188H180ZM254 189H256V190H254ZM125 192H127L128 194H126ZM156 192H159V189ZM189 194H191V195H189ZM255 194H256V196H255ZM253 196H254V198H253ZM180 197H182V193L181 192H180ZM14 199L16 201H14ZM31 199H32V201H31ZM17 200H19V201L17 202ZM251 201H254V202L258 201V202L255 203L256 204L255 205ZM59 202H61V201L59 200ZM48 203H49V201L45 202L46 206H48ZM38 204H40V205L38 206ZM194 204H196V203H194ZM258 204H261V205L258 206ZM262 204H263V209H262ZM115 205H117V206H115ZM17 206H18V208H17ZM32 206H33V209H32ZM238 206H239V208H237ZM34 207H36V208H34ZM57 207L59 208V206H57ZM236 208H237V210H236ZM259 208H261V209L259 210ZM34 209H36V210H34ZM37 209H39V210L37 211ZM245 209H246V212H245ZM255 209H256V211H255ZM36 212H39V213L42 212L40 214V216H39V213H38V216L40 218L42 217L41 220H40V222H42V226H41L40 222H39L40 226L37 224L38 223L37 222L36 223V227L37 226L38 227L34 228L35 225L33 224L34 221L32 219H33L34 213H36ZM11 213H12V215H11ZM29 213H30V215H29ZM256 213H257V215H256ZM259 214H261V217H260ZM5 215L9 216V217H6ZM43 215H44V217H43ZM60 216H61V218H60ZM188 216H190L191 218L188 217ZM235 216L238 217V220H237V217H235ZM258 216L260 217L261 220L259 219ZM241 217H242V219H240ZM6 218H7V220H6ZM185 218H186V220H185ZM10 219H9V221H10ZM42 219H43V221H42ZM188 219H190V220H188ZM188 221H190V222H188ZM260 221H263V222L261 223ZM195 222H196V224H195ZM240 223H241V225H240ZM257 223H259V225L261 224V226H259ZM33 225H34V227H33ZM130 225H131V227H130ZM138 225H139V227H137ZM256 225L258 227L255 230ZM110 226H112V227H110ZM194 226L196 227L195 230H194V228H195ZM11 227H13V226H11ZM39 227L42 228V229H40ZM62 228H65V229L62 230ZM202 228L204 229L203 236L201 234L203 230H200ZM33 229L34 230L36 229L37 231L36 230L34 231ZM244 229L246 231H244ZM138 230H139V232H138ZM197 230L198 231L200 230V231L198 232ZM257 230H258L259 234L257 233ZM67 231H69V232H67ZM43 232H45V233H43ZM205 233L208 234L209 237L211 236L212 239L207 237L208 235L206 236ZM138 234H139V236H138ZM215 234H216V237L214 236ZM253 234H254V236H255V234L258 235V236L256 235L258 237L257 240H256V236L254 237ZM143 236H146V234L143 235ZM205 236H206V239H205ZM134 237H136V238H134ZM197 237L198 238L200 237V239H201L200 241L201 242L198 241ZM202 237H204V238L202 239ZM45 238H46V240H45ZM51 239H52L53 242L50 241ZM212 240H214V241H212ZM30 241L32 242L31 244H36L38 242V240H37V242H35L34 240L33 241L30 240ZM44 241H46V242H44ZM130 241H132V242H130ZM203 241H205V242H203ZM202 242L204 243L203 245L201 244ZM214 242H215V244H216V242L217 243L220 242L221 244L219 243V244H216L218 246H215ZM253 242H255V243H253ZM146 243H147V241L144 242L143 245L146 246L147 245ZM47 244L49 245V247H48ZM209 244H211V247L209 246ZM46 245H47V247H46ZM196 245H199V246L195 247ZM212 245H214V246H212ZM52 246H53V248H52ZM60 246H62V247H60ZM200 246L201 247L204 246V248H201ZM206 247L208 249H206ZM211 248L213 249V252H212ZM219 248L222 250V253L219 251ZM145 249L147 250V247ZM203 249H204L205 252L203 251ZM207 250H209L210 252L207 251ZM214 251H215V253H214ZM208 253H209V255L212 254L213 256L212 255L208 256ZM216 253H217V256H216ZM223 254H224V257H223ZM214 255H215L216 261L214 259ZM53 256H55V257H53ZM207 257H208V260H210V259L211 260L208 261ZM216 257H218V258H216ZM229 257H231V258H229ZM149 260H151V258H149Z\"/></svg>",
	"mask_w": 264,
	"mask_h": 264
}]
</instances>
